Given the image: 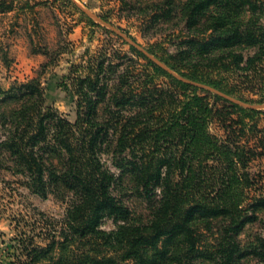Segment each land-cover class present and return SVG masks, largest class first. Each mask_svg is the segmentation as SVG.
I'll use <instances>...</instances> for the list:
<instances>
[{"label": "trees", "instance_id": "1", "mask_svg": "<svg viewBox=\"0 0 264 264\" xmlns=\"http://www.w3.org/2000/svg\"><path fill=\"white\" fill-rule=\"evenodd\" d=\"M118 2L147 32L179 27L174 52H148L181 77L264 92V0ZM130 50L145 63L104 46L43 85L56 63L46 51L35 76L0 85V171L65 204L59 217L30 201L10 211L0 264H264V111ZM51 79L74 120L53 105Z\"/></svg>", "mask_w": 264, "mask_h": 264}, {"label": "rangeland", "instance_id": "2", "mask_svg": "<svg viewBox=\"0 0 264 264\" xmlns=\"http://www.w3.org/2000/svg\"><path fill=\"white\" fill-rule=\"evenodd\" d=\"M9 9L0 15V85L7 89L12 84L25 81L36 75L41 63L46 60L44 52L51 53L56 63L43 74L44 81L51 75H62L70 62H80L89 55L107 46L121 54L134 58L137 65L144 59L137 58L130 45L106 25L94 21L80 7L98 16L117 28L140 47L151 49L157 54L174 52L179 43L181 31L173 24L160 23L153 30L142 27V19L132 12L120 9L118 0H0ZM14 2V3H13ZM11 13H7L10 10ZM154 55V54H152ZM156 57V55H154ZM163 80V78H160ZM51 79L53 105L70 120L75 118L74 104L67 93L57 89ZM49 87V88H50ZM50 91V90H49ZM247 104H264V92L244 91L231 95ZM246 100L247 102H245ZM264 111V109H262ZM258 124L264 127V114L258 117ZM213 132H218L215 124ZM20 176L9 171H0V238L11 234L8 213L25 205L27 201L54 216H61L65 204L49 196L45 199L30 193L20 183ZM102 228H114L111 219H105Z\"/></svg>", "mask_w": 264, "mask_h": 264}, {"label": "water", "instance_id": "3", "mask_svg": "<svg viewBox=\"0 0 264 264\" xmlns=\"http://www.w3.org/2000/svg\"><path fill=\"white\" fill-rule=\"evenodd\" d=\"M80 9H82V11H84V13H86L89 17H91V19H93L94 21H97L99 23H102L104 25H106L107 27H109L112 31H114L117 35H119L121 38H123L124 41H126L127 43H129V45L133 46L134 48H136L139 52H141L144 56H146L149 60H151L152 62H154L156 65H158L159 67H161L162 69H164L166 72H168L169 74H171L172 76L176 77L177 79H180L184 82H187L193 86H197L199 88H203V89H207L219 96H221L222 98L236 103L242 107H246V108H251V109H264V104H247L244 103L243 101L232 97L231 95H228L210 85L201 83V82H197V81H193V80H188L186 78L181 77L180 75H178L175 71H173L171 68H169L165 63H163L160 59H158L157 57H155L154 55H152L150 52H148V50L140 47L137 43H135L133 41V39H130L129 37H127L125 34H123L121 31H119L117 28L113 27L112 25H110L109 23H106L105 21H103L101 18H99L98 16L90 13L89 11H87L86 9H83L82 7H80Z\"/></svg>", "mask_w": 264, "mask_h": 264}, {"label": "crops", "instance_id": "4", "mask_svg": "<svg viewBox=\"0 0 264 264\" xmlns=\"http://www.w3.org/2000/svg\"><path fill=\"white\" fill-rule=\"evenodd\" d=\"M14 3V2H13ZM14 10L12 9V10H10L9 12H7V13H11V12H13ZM1 14H3V12H0V15Z\"/></svg>", "mask_w": 264, "mask_h": 264}]
</instances>
